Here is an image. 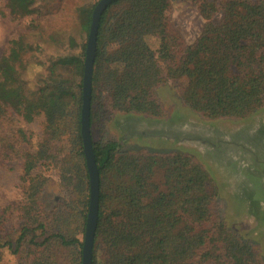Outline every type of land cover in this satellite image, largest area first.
<instances>
[{"label":"trees","instance_id":"trees-1","mask_svg":"<svg viewBox=\"0 0 264 264\" xmlns=\"http://www.w3.org/2000/svg\"><path fill=\"white\" fill-rule=\"evenodd\" d=\"M176 1L116 0L99 20L90 98L99 175L91 264H264L259 248L219 219L216 187L198 160L124 150L108 137L118 115L160 117L154 90L171 82L182 88L184 105L209 120H246L264 109V0H192L205 25L191 46L169 20ZM33 3L8 0L7 8L26 17ZM94 8L78 12L87 35ZM26 49L18 39L0 60V124L12 115L27 124L42 117L45 139L24 137L27 186L22 203L0 210V264L5 251L15 264H81L90 199L81 134L85 52L57 60L29 94L17 69ZM7 151L2 158L9 160ZM43 165L56 171L62 192L48 209L41 198L52 180L37 173Z\"/></svg>","mask_w":264,"mask_h":264},{"label":"rangeland","instance_id":"rangeland-1","mask_svg":"<svg viewBox=\"0 0 264 264\" xmlns=\"http://www.w3.org/2000/svg\"><path fill=\"white\" fill-rule=\"evenodd\" d=\"M99 1L34 0L30 15L15 17L7 8L8 0H0V60L8 55L12 42L22 39L27 49L17 69L29 94L48 78L57 60L82 56L88 35L81 29L78 12ZM168 16L186 44L194 45L205 22L192 0H177ZM149 44L156 47L153 42ZM162 69L160 66L161 72ZM180 89L172 82L155 89L160 117L118 115L109 126L108 137L117 140L124 150L193 156L216 187L219 219L229 230L257 246L264 261V109L246 120H209L184 105ZM127 92L135 94L133 89ZM11 119L0 124V210L24 199L27 185L23 183V154L28 150L24 137H31L34 143L45 139L44 118L31 124L17 115ZM3 150H8L9 160L2 158ZM50 168L43 165L37 171L52 180L41 198L46 209L62 196L58 175ZM28 238L41 241L39 234H29ZM59 256L68 260L65 253ZM2 264H15V260L5 251Z\"/></svg>","mask_w":264,"mask_h":264},{"label":"water","instance_id":"water-1","mask_svg":"<svg viewBox=\"0 0 264 264\" xmlns=\"http://www.w3.org/2000/svg\"><path fill=\"white\" fill-rule=\"evenodd\" d=\"M116 0H100L92 14V22L85 50L83 88H82V111H81V134L83 140V153L89 174L90 199L86 221L85 234L82 247V263H92V253L96 232L99 205V175L95 163L91 128H90V98L92 90V76L97 47L98 24L102 13Z\"/></svg>","mask_w":264,"mask_h":264}]
</instances>
